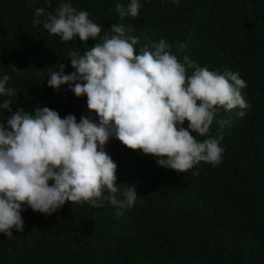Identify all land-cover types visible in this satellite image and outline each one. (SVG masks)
Here are the masks:
<instances>
[{"label":"trees","instance_id":"obj_1","mask_svg":"<svg viewBox=\"0 0 264 264\" xmlns=\"http://www.w3.org/2000/svg\"><path fill=\"white\" fill-rule=\"evenodd\" d=\"M62 2L90 14L101 27L96 40L62 42L33 25L35 8L54 14ZM117 3L127 7L130 0H0V78L9 75L15 90L0 101L11 99L12 112L40 106L61 118L97 120L86 96L68 85L54 90L47 79L61 62L71 73L67 52L83 54L115 23L132 27L137 54L165 39L186 46L172 49L181 61L187 55L209 70L239 73L251 110L241 118L239 109L219 108L209 135L222 137L221 162H201L188 173L159 167L110 138L105 150L117 164L116 183L135 186L134 206L120 216L107 202H66L50 216L26 208L23 232L13 229L14 239L0 233V264H264V0H139V17L123 19ZM9 115L0 111V123Z\"/></svg>","mask_w":264,"mask_h":264},{"label":"clouds","instance_id":"obj_2","mask_svg":"<svg viewBox=\"0 0 264 264\" xmlns=\"http://www.w3.org/2000/svg\"><path fill=\"white\" fill-rule=\"evenodd\" d=\"M139 9V0H130L127 7L116 4L121 19L138 18ZM33 16L34 26L42 24L62 42L78 37L87 43L101 33L87 11L68 2L54 14L37 7ZM132 31L131 26L112 24L111 35L83 54L67 52L71 73H65L67 65L61 62L47 79L54 90L68 85L76 97L86 96L87 108L97 120L82 116L78 122L73 114L61 118L57 111L40 106L32 112H12L11 99L0 101V111L11 113L0 123V233L8 239L15 238L13 229L24 231L21 213L26 208L50 216L66 202L96 208L107 202L120 216L133 207L135 186L117 185V164L105 150L110 138L177 173H188L201 162L220 164L222 137H211L210 127L219 108L239 109L241 118L251 110L241 92L246 82L239 73L209 70L187 55L181 61L172 49L183 52L182 43L160 39L137 54L139 38L130 35ZM9 80V75L0 78V97L15 95L7 86ZM191 174L198 176L199 171Z\"/></svg>","mask_w":264,"mask_h":264}]
</instances>
